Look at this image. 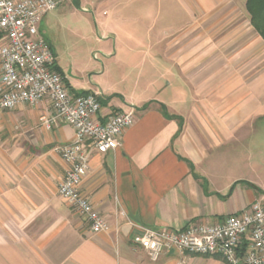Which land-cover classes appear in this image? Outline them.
<instances>
[{
    "label": "crops",
    "instance_id": "obj_1",
    "mask_svg": "<svg viewBox=\"0 0 264 264\" xmlns=\"http://www.w3.org/2000/svg\"><path fill=\"white\" fill-rule=\"evenodd\" d=\"M124 1L83 10L116 15ZM247 1L181 0L193 22L179 37L97 42L108 62L145 65L116 77L107 66L93 86L66 75L43 20L70 92L99 94L100 119L132 109L137 119L117 149L92 156L81 185L109 227L95 234L59 194L69 166L56 148L73 128L43 124L46 101L0 109V264H227L174 251L153 262L138 242L145 229L216 225L264 200V40Z\"/></svg>",
    "mask_w": 264,
    "mask_h": 264
},
{
    "label": "built area",
    "instance_id": "obj_2",
    "mask_svg": "<svg viewBox=\"0 0 264 264\" xmlns=\"http://www.w3.org/2000/svg\"><path fill=\"white\" fill-rule=\"evenodd\" d=\"M59 4V0H0V109L13 111L46 101L53 114L43 116L41 122L50 127L63 121L73 128L74 140L56 148L69 166L59 194L97 234L109 227L83 195L81 185L92 156L117 149L137 112L116 111L100 119L99 94L70 92L66 77L56 70L57 58L50 44L40 33L41 23ZM138 244L153 262L174 251L218 256L227 264H264V200L216 225L190 224L178 231L145 229Z\"/></svg>",
    "mask_w": 264,
    "mask_h": 264
},
{
    "label": "rangeland",
    "instance_id": "obj_3",
    "mask_svg": "<svg viewBox=\"0 0 264 264\" xmlns=\"http://www.w3.org/2000/svg\"><path fill=\"white\" fill-rule=\"evenodd\" d=\"M59 1L58 8L44 20L43 31L56 47L59 65L66 75L75 77L86 86L87 83L97 85V71L102 73L107 66L112 67L116 72L112 76L116 77L119 72L134 71L145 65L108 62L97 42H114V39L115 42H131L132 39L135 42H160L159 38L163 39L164 35L169 39L179 37L193 22L181 0H125V5L116 15L108 11V16L98 13L94 7L89 13L83 10L88 0ZM108 29L119 32L120 36L107 33ZM90 46L93 49L91 53L88 50ZM107 75L108 72L102 76L104 85L107 81L112 83ZM115 77L116 81L118 78ZM119 82L122 80L119 79Z\"/></svg>",
    "mask_w": 264,
    "mask_h": 264
},
{
    "label": "trees",
    "instance_id": "obj_4",
    "mask_svg": "<svg viewBox=\"0 0 264 264\" xmlns=\"http://www.w3.org/2000/svg\"><path fill=\"white\" fill-rule=\"evenodd\" d=\"M247 10L251 17L252 26L255 28L257 33L264 40V0H248ZM56 70L64 77V74L58 67L56 68ZM86 94H89V93H81L77 95H86ZM163 110L167 112L165 108Z\"/></svg>",
    "mask_w": 264,
    "mask_h": 264
}]
</instances>
